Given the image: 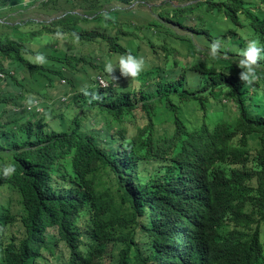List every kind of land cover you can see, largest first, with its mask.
I'll list each match as a JSON object with an SVG mask.
<instances>
[{
    "label": "trees",
    "instance_id": "trees-1",
    "mask_svg": "<svg viewBox=\"0 0 264 264\" xmlns=\"http://www.w3.org/2000/svg\"><path fill=\"white\" fill-rule=\"evenodd\" d=\"M196 10L225 20L228 29L220 31L214 22L192 32L209 43L221 40V51L232 58H239L249 39L264 46V0H206L171 18L159 16L188 29L184 14ZM122 13L70 15L50 28L38 24L28 36L43 35L49 44L44 48L25 38L0 37V71L15 87H23L16 74L24 67L57 83L64 68H74L55 38L57 30L64 40L78 36L83 44H98L101 57L107 51L132 54L107 28L91 27L103 20L115 23ZM151 26L161 30L157 23ZM151 26L141 32L154 53L174 54L165 38L173 45L185 42L193 57L200 52L170 29L153 39ZM37 52L47 57L46 65L29 62ZM215 64L172 62L132 90L122 87L120 74L108 87L97 80L89 91L102 101L89 103L85 96L79 101L82 113L67 127H52L48 111L23 109L30 98L20 90L0 91V186L20 196L23 211L0 215V264H35L43 249L51 252L59 242L70 250L65 264L97 263L111 245L121 247L118 264H264V59L250 86L239 80L241 70L233 61ZM138 117L143 127L132 133L127 123ZM97 121L102 130L88 131ZM250 140L257 145L254 155ZM9 165L15 172L5 176ZM105 172L115 177L114 195L99 190Z\"/></svg>",
    "mask_w": 264,
    "mask_h": 264
},
{
    "label": "rangeland",
    "instance_id": "rangeland-1",
    "mask_svg": "<svg viewBox=\"0 0 264 264\" xmlns=\"http://www.w3.org/2000/svg\"><path fill=\"white\" fill-rule=\"evenodd\" d=\"M204 1L206 0H131L130 3L125 4L120 0H84L82 3H78L75 0H37L34 3L30 0H0V37L10 40L25 38L26 41L32 43L35 48H44L48 47L49 44L47 40L42 37L43 35L37 37L35 40H30L28 36V34L37 31L36 27L38 24L50 28L52 22L68 18L70 15H76L79 18H94V14L97 12L106 15H111L116 11L124 12L115 15V23L103 20L91 27H93V29L107 28L112 36L118 39L117 42L131 50L133 55L140 57L139 54H142L141 57L144 58L146 66L138 77V80H130L129 78H123L122 80V83L126 86H121L125 89L132 90L138 84L143 82L148 83L155 69L166 68L172 62L190 64L195 60H199L204 63H216L219 65L221 61H233L238 64L240 57L237 59L232 58L222 51L217 58H212L209 54L210 43L197 38L198 35L192 32L194 29L200 30L206 28L205 26H215V28L220 31L225 30V28L228 29L222 17L216 19L213 16L207 15L204 10H202V12L198 10L188 12L184 14V16L188 18L186 26L189 28L183 29L171 22L162 20L159 16L163 14L165 17L168 15L171 18L176 10L193 6ZM245 1L253 2V0ZM214 22L215 24L213 26ZM154 23L161 25V30L170 29L179 36L191 39L200 52L193 57L191 55L190 46L185 42L173 45L165 38L162 42L168 49V46H170V49L173 47L174 54L166 57V52L162 49V52L159 51L158 53H154L152 47L144 42L145 34L141 32L142 26H151ZM16 26H19V28ZM83 26L88 28L90 25L84 24ZM151 27V29L154 28L155 30L153 39H161V30L158 31L155 26ZM39 29H41V27ZM211 31L215 32V29L211 28ZM147 34L150 33L147 32ZM136 43H138V46L135 47ZM224 47V44H222L221 49H224ZM61 50L65 52L70 62L73 63L74 68H64L62 70L64 77L59 78L57 83H51L52 81L44 77L40 71H36L35 69H33V71L27 70L25 67L23 70H20V74H16L18 80L23 84L22 88L13 86L11 82H8L7 78L4 81L0 79V91L3 93L12 94L18 89L27 98H39L43 102L45 112H49L51 117L50 124L54 128H58L60 125H64L65 127L71 125L73 118L82 113V106L79 101L85 98L80 91L83 85L87 84L89 89H91L99 79L104 82L102 87H108L109 84L111 85V79L106 75L104 70L99 69L100 63H103L101 65L104 67L107 60L115 62L121 55L114 53L109 54L107 51L104 52V56L101 57L103 50L98 44H83L79 39L77 40L76 37L61 40ZM92 56H94L95 62L92 60ZM79 60L83 62L79 64ZM16 65L15 63L14 66ZM51 68L54 69L56 67L53 65ZM49 70L50 69H46L45 71ZM47 74L50 75L49 72H47ZM115 74H119V71L117 70ZM50 76H53L54 79L57 78V76L53 74ZM152 78H155V76H152ZM105 79L109 80L106 81ZM139 79L143 80L138 82ZM115 87L118 88V86ZM62 96L69 97L68 102L64 105L58 102L59 97ZM223 103L229 105L230 109H233V112H235V108H233L231 101L227 103V100L224 99ZM218 107L220 108L221 105H218ZM101 124L102 123L97 121L96 126L93 125L92 128H88V131L100 132L103 127ZM143 124L142 120L139 121V117L138 122L127 123L132 133L135 132L138 127H143ZM249 146L251 154L254 155L257 149L256 142L250 140ZM99 182V190L104 194L108 193L109 195H114L116 193L115 177L111 172L103 173L100 176ZM8 210L15 216H20L23 213L20 204V196L6 186H0V215L4 218ZM87 221L88 220L85 219L81 221L80 224H86ZM261 228L264 230V225H262ZM14 229L16 230V228ZM48 231L51 234L56 233L53 229H49ZM82 240L85 243V236H83ZM81 250L84 251L85 248L81 247ZM120 250V245H111L108 247L106 255L97 261V263L95 261L92 264H118ZM68 259V248L63 242H59L56 248L51 252L44 249L43 256L36 264H64Z\"/></svg>",
    "mask_w": 264,
    "mask_h": 264
},
{
    "label": "clouds",
    "instance_id": "clouds-1",
    "mask_svg": "<svg viewBox=\"0 0 264 264\" xmlns=\"http://www.w3.org/2000/svg\"><path fill=\"white\" fill-rule=\"evenodd\" d=\"M55 38L58 40H64L65 35L62 31L57 30L55 33ZM76 39L78 40L79 37L76 36ZM222 44L223 42L219 39L213 40L210 43L209 54L212 58H217L220 55ZM239 57L240 58L237 64V67L241 70L239 73V80L242 83L250 86L256 80L259 79L256 69L257 66L259 65V62L262 59H264V46L260 45L258 39H249L246 47L239 50ZM28 60L33 65H44L48 63L47 57L42 52H37L34 56L29 55ZM145 66H146L145 60L143 57H138L132 55L131 53H126L120 55L115 62H113L112 60H107L104 64V72L107 74V76L111 79L113 83H115L119 79V77L115 75V72L117 70L119 71L120 77L129 78L130 80H138V77L140 76L141 72L144 71ZM0 73L3 75V77L0 76V79L4 81L6 79V75L2 71H0ZM99 83L103 85L104 82L101 79H99ZM80 91L84 96L89 97L88 100L89 103H92L93 101L101 102L103 99V96L98 95L97 92H90L89 86L87 84L83 85ZM68 100H69L68 96H62L59 97L58 102L61 104H66ZM23 109H27L28 111L35 110L37 113H43L45 111L43 102L37 97L30 98L28 101H26L23 104ZM14 172H15V168L11 165L6 166L3 169V174L5 176L11 175ZM53 230H55L56 232L54 234H57L58 229H53ZM48 233L50 232L48 231ZM1 256L2 254L0 253V259ZM42 256H43V251H42ZM40 258H38L35 261V264L37 263V261H39Z\"/></svg>",
    "mask_w": 264,
    "mask_h": 264
},
{
    "label": "built area",
    "instance_id": "built-area-1",
    "mask_svg": "<svg viewBox=\"0 0 264 264\" xmlns=\"http://www.w3.org/2000/svg\"><path fill=\"white\" fill-rule=\"evenodd\" d=\"M0 76L3 77V75L0 73Z\"/></svg>",
    "mask_w": 264,
    "mask_h": 264
}]
</instances>
